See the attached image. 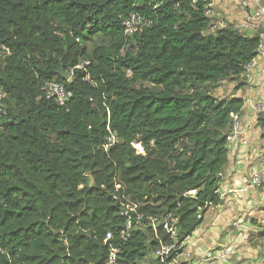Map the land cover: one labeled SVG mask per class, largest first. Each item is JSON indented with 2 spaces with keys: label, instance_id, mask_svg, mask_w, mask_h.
<instances>
[{
  "label": "trees",
  "instance_id": "trees-1",
  "mask_svg": "<svg viewBox=\"0 0 264 264\" xmlns=\"http://www.w3.org/2000/svg\"><path fill=\"white\" fill-rule=\"evenodd\" d=\"M209 3L0 0V264H108L112 249L115 264H161L221 203L244 101L213 90L247 73L261 39L214 29ZM132 14L147 23L130 36Z\"/></svg>",
  "mask_w": 264,
  "mask_h": 264
},
{
  "label": "crops",
  "instance_id": "crops-1",
  "mask_svg": "<svg viewBox=\"0 0 264 264\" xmlns=\"http://www.w3.org/2000/svg\"><path fill=\"white\" fill-rule=\"evenodd\" d=\"M215 22L224 21L247 36L264 32V16L255 24L260 30L239 28L255 20L264 0H209ZM264 40L247 73L232 82L221 97L241 98V124L253 125L239 134L233 128L229 139V161L222 173L221 203L211 206L201 226L186 241L181 264H264V186L247 187L253 176L264 173V118L254 123L252 103L264 99ZM219 97V96H217ZM229 250L226 261H208L210 252Z\"/></svg>",
  "mask_w": 264,
  "mask_h": 264
},
{
  "label": "built area",
  "instance_id": "built-area-1",
  "mask_svg": "<svg viewBox=\"0 0 264 264\" xmlns=\"http://www.w3.org/2000/svg\"><path fill=\"white\" fill-rule=\"evenodd\" d=\"M206 15L214 20V12L211 9V4L209 3L206 10ZM264 16V8L260 10V12L256 15L255 20L252 19L251 22H248L246 24L240 25L239 28H252L255 30H260L261 26L258 24H255L254 21L258 22V19ZM147 22L143 21L140 17H138L135 14L130 15L125 21H124V27L126 29L127 35H133L136 32L142 31L144 26ZM215 26L218 29H225L228 28L230 25L227 22L219 21L215 22ZM259 38L261 39V45L264 40V32H260ZM260 45V46H261ZM253 64V63H252ZM251 64V65H252ZM91 65L90 61L84 60L82 61L77 67L71 70V77L74 75L75 70H84L85 72H88L87 67ZM250 65V66H251ZM249 66V67H250ZM248 67V68H249ZM87 81H90L89 75L86 78ZM42 93L47 99L54 100L56 104H58L60 107H65L70 102L72 98V93L69 92L65 85L56 81H46L44 85L42 86ZM264 95V90H263ZM6 93L3 90H0V105L2 104V100L5 99ZM252 114H253V122L259 123L262 118H264V99L262 101L253 102L252 104ZM7 115V111L0 106V125L3 122V118ZM241 114L233 115V125L234 129L237 133L243 134L246 132H250L252 130L253 125H247L244 126L241 124ZM231 137V136H230ZM229 137V139H230ZM116 141V138L112 136L109 140V144L106 146V149L110 146V144H113ZM138 149H140L139 146H137ZM252 186H264V173L253 176L250 181H247V187L250 188ZM137 207L135 205H127L125 211H123L122 215L129 218V221L127 223V228H131V220L129 212H135ZM138 219H141L139 216ZM153 222H156V220H152ZM170 233L174 236L175 231L170 230ZM112 238V233L109 232L107 234L106 242ZM183 246L184 245H178V244H172V245H165L160 248L155 254V256L159 259L161 264H181L179 262V258L181 257V254L183 252ZM116 254L117 250L112 249L109 257L108 264H115L116 262ZM230 255L229 250H220L218 253L210 252L207 255V260L210 262L215 261H226L227 257ZM173 256V259L170 260V258Z\"/></svg>",
  "mask_w": 264,
  "mask_h": 264
},
{
  "label": "rangeland",
  "instance_id": "rangeland-1",
  "mask_svg": "<svg viewBox=\"0 0 264 264\" xmlns=\"http://www.w3.org/2000/svg\"><path fill=\"white\" fill-rule=\"evenodd\" d=\"M94 43H95L94 45L90 44L89 47L93 48L95 45L100 44V41L96 40ZM68 74H69V79L67 81L70 82L72 79V77H71L72 74H71V72ZM232 82L233 81H230V80H226V81L222 82L218 88L213 90V95L219 96V97L224 96V93H226V92H228V90H230V87L232 86Z\"/></svg>",
  "mask_w": 264,
  "mask_h": 264
},
{
  "label": "water",
  "instance_id": "water-1",
  "mask_svg": "<svg viewBox=\"0 0 264 264\" xmlns=\"http://www.w3.org/2000/svg\"><path fill=\"white\" fill-rule=\"evenodd\" d=\"M59 75H60V77H61L63 80H65V81L69 79V74H68V72H66V71L64 70L63 67H62L61 70L59 71Z\"/></svg>",
  "mask_w": 264,
  "mask_h": 264
}]
</instances>
